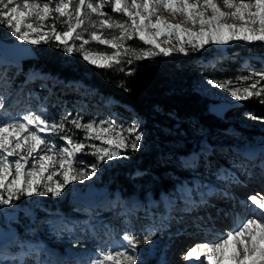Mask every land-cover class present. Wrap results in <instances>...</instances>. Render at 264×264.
Segmentation results:
<instances>
[{
  "label": "snow or ice",
  "instance_id": "snow-or-ice-1",
  "mask_svg": "<svg viewBox=\"0 0 264 264\" xmlns=\"http://www.w3.org/2000/svg\"><path fill=\"white\" fill-rule=\"evenodd\" d=\"M220 4L229 11H223ZM106 6L111 13L122 14L127 20L114 18L104 10ZM161 11L179 14L185 22L199 24L201 29L191 31L181 24H171L158 15ZM226 19L239 23H226ZM86 22L93 31L85 27ZM0 26L22 44L55 46L70 55L79 53L97 69H115L132 75L135 69L126 66L155 57H170L174 51L189 55L206 50L209 45L223 47L234 41L264 45V0H0ZM103 29H116L119 35L105 37ZM134 39L143 46L127 43ZM76 41L80 44L76 45ZM92 41L113 51L87 48ZM262 82L264 71L208 81L237 102L259 98L264 105ZM118 87H124L123 83ZM248 116L258 119L251 113ZM73 130L83 135L77 139ZM53 136H59L63 144L57 145L50 139ZM142 137L139 121L127 126L116 120L84 123L82 117H73L71 113L57 121L50 119L43 108L27 110L12 118L5 111V96L0 93V209L14 208L21 198L60 197L68 185L83 183L95 175L102 163L127 159L129 151H138ZM82 155L92 156L94 162L85 164L78 159ZM261 166L264 167V161ZM241 203L249 206L252 215L237 218L235 226L226 234H218V239L191 247L184 254L186 264H191L193 258L199 264H264V196L250 195ZM154 236V230H147L142 240L126 232L120 237L119 246L98 249L88 264H139L138 246L152 241ZM34 253L39 250L29 249L20 257L9 256L6 245L0 246V264L7 260L24 264L23 257ZM37 264L47 262L38 260Z\"/></svg>",
  "mask_w": 264,
  "mask_h": 264
},
{
  "label": "rangeland",
  "instance_id": "rangeland-1",
  "mask_svg": "<svg viewBox=\"0 0 264 264\" xmlns=\"http://www.w3.org/2000/svg\"><path fill=\"white\" fill-rule=\"evenodd\" d=\"M219 6L223 11H229L223 8L222 4ZM158 15L171 24H181L182 27L187 30L199 31L201 29L199 24L193 25L189 22H185V18L179 14L171 15L167 11H161ZM118 16L122 18V21L127 20V17H123L122 14H118ZM93 19L97 18L93 17ZM224 22L239 23L232 19H226ZM1 30L0 40L20 43L10 35L6 28L2 27ZM93 30L94 29L91 31ZM102 31L103 35L109 38L113 35H119V31L116 29H103ZM161 39H163V37H161ZM236 42L242 43L243 45L249 44L244 41H234L223 47H217L215 45L209 46H212L214 50L222 53ZM79 44L80 41H76V45ZM160 46L165 48L171 47L169 44H161ZM86 47L106 52L113 51L106 45H100L95 41H92L89 45H86ZM181 55L183 54L174 51L171 56ZM263 55H256V57L258 56V58L264 59ZM237 57L238 59H242V75H247L252 71H264V61L260 62L262 65L256 69V66L252 64L248 57L242 55ZM226 58V56L212 58L203 63V68L211 69L218 63L222 65ZM6 67L15 72L19 71L20 66L19 64L7 66L6 60L0 55V93L5 96V111L10 113L12 118H15L17 114H22L27 110H40L43 108L46 110V114L50 119L57 121L67 113H71L73 117H82L84 123L89 121L116 120L112 117L116 115L114 110L106 115L101 113L100 115L90 117L84 112V109H82L83 103L78 104L77 107L73 106V109H67L66 103H61L59 100H57L54 105L49 103L45 97L50 96L47 88L48 86L50 87V85L45 82L46 79L43 73H35L31 76L32 78L28 79V82L39 85L37 88H35V86H28V83H26L27 81H25L19 84L15 94L10 95V90L8 88L9 79L6 78L9 72H6ZM219 68L220 67L217 69ZM212 79L213 78H201L196 80L193 84L194 90L203 97L216 101V103L219 101L230 103L237 102L223 89L210 85L208 81ZM225 79L227 78L221 77L215 80ZM242 83L248 84L251 83V81H243ZM25 103H29V105L26 106ZM249 113L258 117V119H250L248 116ZM116 121L127 126L134 120L131 123H127L123 120ZM225 123L228 125V128L219 132L191 127L189 135L191 138L187 140V143L193 145V149H198V153L209 155L214 161L226 159L225 155L222 154L226 151V147L231 145V151L243 163L235 161L230 163L228 167H222L218 170L214 169V166L210 167L208 171H205V176L193 174L190 185L181 183L171 194H162L159 203L156 204L153 202L155 206H151V210L147 212L140 211L142 204L139 199H133L130 203V207L126 206L125 208L124 206H117L113 208L112 205L114 202L108 201L110 195L109 191L101 195H95L97 190L106 187V185L100 184V171L98 170L95 175L91 176V178L85 180L83 183L74 182L67 186V189H69L68 195L70 201H73L77 206H82L72 210V212H75V217L72 216L73 213H70V219H78L76 222L79 224L78 229L73 231L68 230L64 233L61 231L60 227L54 229L55 231L49 229L46 223H44V219H47V217L43 213V218H40L41 220L39 221L36 220L35 216H30L28 218L23 217L22 225L23 227H28L29 230L21 228L22 232L19 242L22 244H30L28 243L29 241H37L38 238H41L42 240H40V242L47 243L48 247H52V250H55V254L59 257L63 255L72 256L73 253H79L80 255L86 256V263L88 264V262L95 257L98 249L107 250L109 247L119 246V244L122 243L120 237L126 232L140 237L142 240L146 231L151 230L150 228L155 224L156 227L152 229L155 231V236L152 241L141 243L136 250L139 264H150V260L147 256L149 248L160 251L161 255H163L161 260L164 258L161 264H186L184 254L191 247L203 243L206 240L213 241L218 239V234H226L230 228L235 226L237 218H247L252 215L249 210L251 202L249 201V206H246L242 204L241 201H246L250 195L259 194L264 196V174L262 171H258L257 174H254L255 169L259 167L264 168L261 166V162L264 161V118L261 115L245 111L242 112L240 116L227 117ZM67 127L71 128V125H67ZM73 132L77 139L83 135L82 132H77L75 130H73ZM50 139L54 140L57 145L63 144L59 136H53L50 137ZM95 143L99 144L100 142L96 141ZM140 143L141 146H143L142 140ZM104 146L107 147V145ZM165 148L166 151L186 149L184 145L171 146L168 144H165ZM193 153L194 152H190L187 159H184L183 156L179 159H181L184 164H186L185 162L190 164L194 156ZM249 156L252 158H249ZM227 159L230 158L227 157ZM230 160L234 161L233 158ZM119 161L125 162L122 159H117L108 163H102L101 165L112 166L115 163H119ZM134 173L136 174L137 172ZM232 180H237L239 183H234ZM209 189L211 190L209 191ZM225 193H227V195H225ZM99 203L101 204L98 205ZM85 208L90 209L91 212L86 214L84 211ZM160 208H167L171 212L167 219L163 218L161 221L166 223V227L161 226L158 222L153 223V221H151V218L157 215V211ZM161 215L164 217V213L159 216L161 217ZM56 218L60 217L56 215ZM56 220L54 221L55 226H57L56 223L58 222ZM0 221L3 222V217H0ZM60 221H65V219ZM93 223L97 224V237L92 234L91 224ZM141 224L147 225L148 228L141 227ZM112 225H114V228L111 227ZM103 229L106 230L105 233L108 235V238L102 236ZM114 229H117L115 230L116 233H113ZM44 240L46 242H44ZM62 251L63 253H61ZM59 259L61 258H58V260ZM160 262L158 264H160ZM191 264H199V262L193 258Z\"/></svg>",
  "mask_w": 264,
  "mask_h": 264
},
{
  "label": "trees",
  "instance_id": "trees-1",
  "mask_svg": "<svg viewBox=\"0 0 264 264\" xmlns=\"http://www.w3.org/2000/svg\"><path fill=\"white\" fill-rule=\"evenodd\" d=\"M104 10L122 20L117 13H111L110 7L106 6ZM57 27L61 25L57 23ZM85 27L92 30L87 22ZM127 43L134 47L143 46L137 39ZM35 51L36 59L24 62L22 71L10 76L11 88H15L20 79L34 71L48 73L54 79L49 88L51 102L59 100L70 109L83 102L86 106L84 112L90 117L114 110L116 115L112 117L116 120L127 123L139 121L144 134L143 148L140 147L135 153L129 151L128 158L124 159L127 164L119 161L112 166L100 165L98 170L101 180L107 181L111 190L119 192L121 201L139 198L145 204L144 210L149 209L152 199L158 200L162 192L170 193L178 182L188 180L191 173L203 174L204 162H213L211 157L197 153L198 149H193V145L187 143L191 138V127L223 131L228 128L225 123L227 117H237L245 111L264 118V105L259 103V98L244 101L242 107L228 111L223 119L218 118L209 112L210 106L216 101L203 97L193 88L194 82L201 78L235 79L242 75V59H238L239 55L248 57L258 69L262 64L256 60L259 59L256 55L264 54V45L261 43L243 45L236 42L222 53L212 46H206V50L189 55L146 59L126 66L135 69L132 75H124L115 69H97L87 64L79 53L70 55L55 46L41 44L35 46ZM216 56L228 58L219 69L203 68L204 62ZM17 76L20 77L16 83ZM71 82L81 85L68 86ZM120 83L124 87H118ZM165 144L184 145L186 149L166 151ZM230 146L222 155L232 159L234 154ZM190 152H195L197 157L191 166L184 165L179 157ZM78 159L89 165L94 162L89 155L79 156ZM214 163L217 167L228 164L226 159L211 164L214 166ZM134 167L141 172L137 176H130ZM42 197L51 199L50 195Z\"/></svg>",
  "mask_w": 264,
  "mask_h": 264
},
{
  "label": "water",
  "instance_id": "water-1",
  "mask_svg": "<svg viewBox=\"0 0 264 264\" xmlns=\"http://www.w3.org/2000/svg\"><path fill=\"white\" fill-rule=\"evenodd\" d=\"M0 54L5 58L9 59L14 63L33 60L36 58L35 50L32 46L21 44V43H12L0 40ZM242 102L230 103L226 101H220L217 104L212 105L209 108V112L220 118H224V114L237 106H242ZM106 191L105 188H101L97 194H102ZM4 209V208H3ZM17 219V212L14 211L7 215L6 223L8 230H4L0 226V244H3L10 240L11 235L15 231V227L12 226V222ZM152 264H157L159 259V252L151 251L149 252Z\"/></svg>",
  "mask_w": 264,
  "mask_h": 264
},
{
  "label": "bare ground",
  "instance_id": "bare-ground-1",
  "mask_svg": "<svg viewBox=\"0 0 264 264\" xmlns=\"http://www.w3.org/2000/svg\"><path fill=\"white\" fill-rule=\"evenodd\" d=\"M233 181V180H232ZM211 189H209V191H210ZM164 213V217H167V215H168V212L166 213V211L165 212H163ZM166 215V216H165ZM70 227V226H69ZM93 228V227H92ZM63 258V257H62ZM24 260H25V258H24ZM162 260H164V258L162 259ZM162 260H161V258H160V264L162 263Z\"/></svg>",
  "mask_w": 264,
  "mask_h": 264
}]
</instances>
